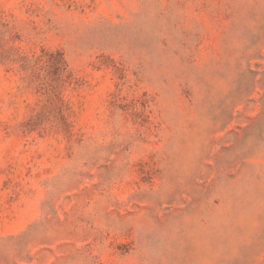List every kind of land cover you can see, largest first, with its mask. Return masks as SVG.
Listing matches in <instances>:
<instances>
[{
	"label": "rangeland",
	"instance_id": "1",
	"mask_svg": "<svg viewBox=\"0 0 264 264\" xmlns=\"http://www.w3.org/2000/svg\"><path fill=\"white\" fill-rule=\"evenodd\" d=\"M0 264H264V0H0Z\"/></svg>",
	"mask_w": 264,
	"mask_h": 264
}]
</instances>
